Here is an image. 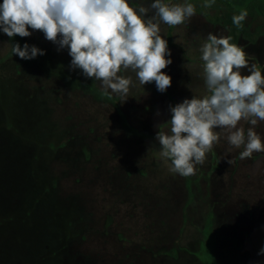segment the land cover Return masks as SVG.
<instances>
[{"label":"rangeland","instance_id":"374dc122","mask_svg":"<svg viewBox=\"0 0 264 264\" xmlns=\"http://www.w3.org/2000/svg\"><path fill=\"white\" fill-rule=\"evenodd\" d=\"M190 2V20L161 24L171 86L137 83L125 101L70 70L67 50L40 30L0 33V264H264V152L240 159L222 141L183 177L155 141L170 104L206 94L208 32L234 33L264 69L258 15L237 28L217 4ZM14 40L46 52L24 60ZM256 131L264 135V122Z\"/></svg>","mask_w":264,"mask_h":264},{"label":"clouds","instance_id":"9594fccd","mask_svg":"<svg viewBox=\"0 0 264 264\" xmlns=\"http://www.w3.org/2000/svg\"><path fill=\"white\" fill-rule=\"evenodd\" d=\"M195 13L190 0H0V33L28 37L40 30L57 51L67 50L70 70L125 101L137 83H154L161 93L171 86V75L162 70L173 63L172 49L161 24L180 25ZM247 16V9L234 13L232 23L240 28ZM231 41V35L207 33L199 47L206 94L170 104L167 129L155 133L172 173L195 175L222 141L228 151L240 150V159L264 152V135L256 131L264 122V69ZM11 51L24 60L46 52L16 40ZM257 255H264V244Z\"/></svg>","mask_w":264,"mask_h":264},{"label":"trees","instance_id":"16d2710c","mask_svg":"<svg viewBox=\"0 0 264 264\" xmlns=\"http://www.w3.org/2000/svg\"><path fill=\"white\" fill-rule=\"evenodd\" d=\"M217 4L221 7L225 20L232 25L233 14H238L241 10L247 9L248 16L258 15L264 21V2L262 0H246L243 4H237L234 0H205ZM234 43L235 35L231 33Z\"/></svg>","mask_w":264,"mask_h":264}]
</instances>
